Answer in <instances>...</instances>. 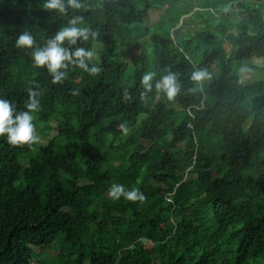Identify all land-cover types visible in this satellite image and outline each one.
Listing matches in <instances>:
<instances>
[{"label": "trees", "instance_id": "obj_1", "mask_svg": "<svg viewBox=\"0 0 264 264\" xmlns=\"http://www.w3.org/2000/svg\"><path fill=\"white\" fill-rule=\"evenodd\" d=\"M163 1L80 0L61 14L0 0V98L24 111L40 91L33 123L48 142L0 138V264H264V78L245 79L264 59V0L180 1L147 28ZM188 15L200 24L184 37ZM73 16L99 35L64 46L93 51L101 71L70 65L53 84L16 39L28 30L43 47ZM169 71L173 101L155 88ZM114 184L145 199L111 198ZM54 248L55 260L35 252Z\"/></svg>", "mask_w": 264, "mask_h": 264}, {"label": "clouds", "instance_id": "obj_2", "mask_svg": "<svg viewBox=\"0 0 264 264\" xmlns=\"http://www.w3.org/2000/svg\"><path fill=\"white\" fill-rule=\"evenodd\" d=\"M44 9L66 14L68 8L74 10L86 9V5L80 0H67V5L64 0H45ZM84 23L83 16H73L68 25L61 27L56 34L47 40L43 47L37 46L33 34L28 30L19 34L16 39V47L20 49H34L31 52L34 66L37 68H46L52 77L53 84H62L67 78V70L69 66H76L90 75H97L101 69L92 66L89 63L95 53L84 47H75L72 50L70 47H65V42L68 45L75 46L78 41H88L91 35L92 40H96L98 32H92L89 27H78ZM243 72L244 69L242 68ZM156 73L152 71L145 72L140 81L146 92L141 93L144 98L147 92H151L153 88V80ZM191 79L198 85H202L205 80L211 79V74L206 69L196 70L192 73ZM39 86L37 85V88ZM155 88L157 92H163L169 101L175 100L180 93V85L177 80V75L169 71L159 81L156 82ZM195 90H200L197 88ZM73 94H76L73 92ZM41 92L33 89L28 90V100L25 104L27 110L17 111L12 101L0 98V138L6 137L7 143L13 147L29 146L40 142V136L37 134L36 126L33 123V113L40 110ZM125 99H129L130 94L127 90L124 93ZM121 128L127 131L125 125ZM109 196L114 199L124 197L126 200L135 202L143 201L145 196L138 188L127 190L123 185L114 184L109 189Z\"/></svg>", "mask_w": 264, "mask_h": 264}, {"label": "rangeland", "instance_id": "obj_3", "mask_svg": "<svg viewBox=\"0 0 264 264\" xmlns=\"http://www.w3.org/2000/svg\"><path fill=\"white\" fill-rule=\"evenodd\" d=\"M180 1H185V0H164L163 2H161L159 7H153L150 11H149V15L148 18L146 20V27L147 28H151L154 25H157L158 21L161 19L162 15H164V13L166 12V10L168 8H170L172 5L177 4ZM194 1V0H193ZM199 2L198 5L203 6L205 5V0H200L197 1ZM215 6L217 7L218 5L215 4ZM191 15L186 16L187 19V24L185 25V27L182 30V34L184 37H188L187 36V31L189 29H196L198 28L200 22L196 21V20H192L190 18ZM229 21H234L235 18L234 17H230L228 19ZM202 25V24H201ZM255 65H257L258 67L254 69V71H252L251 74L246 75L245 79L246 81H254V80H258V79H262L264 78V59H253L252 60ZM40 136V143L47 145L48 142L46 140L42 139L41 134H38ZM52 135L56 136L57 132H53ZM35 252L38 253L39 255L41 254H45L46 257L50 260H55V255L58 252V249L54 248V249H45V250H38L35 249ZM41 260H43V258L41 257ZM35 264H40V263H35Z\"/></svg>", "mask_w": 264, "mask_h": 264}]
</instances>
